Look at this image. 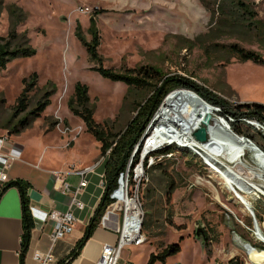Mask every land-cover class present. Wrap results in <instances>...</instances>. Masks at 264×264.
Here are the masks:
<instances>
[{
	"label": "rangeland",
	"instance_id": "374dc122",
	"mask_svg": "<svg viewBox=\"0 0 264 264\" xmlns=\"http://www.w3.org/2000/svg\"><path fill=\"white\" fill-rule=\"evenodd\" d=\"M235 1L0 0V38L12 47L28 46L33 51L8 60L0 69V136L27 143L26 149L38 153L51 168L105 160L100 142L86 130L82 115L74 112L83 113L75 94L79 87L85 88L87 107L104 133L135 130L132 154L139 152L134 171L140 176L133 179L127 173L126 178L149 225L143 229L146 241L138 258L149 251V259L170 243L180 245L164 262L153 264H229L230 259L237 264H264V189L258 186H264L259 174L264 169V123L230 114L239 112L238 105L264 104V65L241 61L231 49L235 44L264 57V0H240L253 18L241 13ZM141 66L193 77L222 106L174 88L148 118L137 123L135 106L148 90L130 88L101 71L132 74ZM26 84L32 88L28 108L45 94L47 102L29 127L10 133L7 124L19 117L12 114ZM176 94L192 96L210 112L206 137L215 133L217 151L235 155L228 151L211 161L190 143L172 141L173 134L162 139L172 142L167 145L171 151L147 155L144 166L141 156L149 136L159 127L160 131L171 128L153 127V120ZM187 114L181 115L187 120ZM229 121L244 135L235 133ZM155 151L150 149L149 154ZM234 156L257 176V183L232 172L228 161ZM197 227L205 235L204 244L194 236Z\"/></svg>",
	"mask_w": 264,
	"mask_h": 264
},
{
	"label": "trees",
	"instance_id": "16d2710c",
	"mask_svg": "<svg viewBox=\"0 0 264 264\" xmlns=\"http://www.w3.org/2000/svg\"><path fill=\"white\" fill-rule=\"evenodd\" d=\"M235 3L241 13L245 12L250 14L251 18H253L251 11L246 7L247 5H245L240 0H236ZM220 11H223L222 7H220ZM91 20H94L93 17H91ZM249 23L251 24L250 21L247 22V24ZM0 40L2 41H0V69L5 66L8 60L14 57L30 55L33 53L32 49L28 46L12 47L8 41L3 42L4 39L2 38H0ZM231 49L241 61H251L256 64L264 65V57L253 50H246L244 48L238 47L235 44L231 46ZM101 72L111 79L125 82L130 88L136 87L148 90L149 93H147V96L144 98V100L137 103L135 106V111L137 114H139L136 119L137 123H141L144 121V119L148 118L159 105L166 93L174 88L191 91L199 96V98H201L205 103L207 102L208 104L216 107L222 106L221 101L214 99L215 95H212L207 89L202 90V88L199 87L195 81H193V77L161 73L160 71L155 70L154 67L150 66H141L133 71L132 74H117L105 70H102ZM31 89L32 88H30L27 84L24 85L20 95L16 100L15 110L12 116L19 117H17V120L14 123H12V120L8 122L7 126L9 127L10 133L17 134L21 130L29 127L31 122L43 110L47 102V94H45L41 99L37 100L33 107L28 108L27 95ZM75 95H77L78 98V106L83 108V113L79 112L78 109H75L74 112L76 114L82 115L86 130L100 142V154L102 156H107V158L104 160L105 183L99 202L85 228L83 236L76 242L68 257L57 264H70V262L75 257H77L81 248L84 246L85 242L89 239L94 229L99 224L101 215L107 208L111 206L109 194L117 185L119 173L125 171L128 163H130V167L132 168L139 160V152L132 154L133 145L136 140V137L134 136L135 130L126 127L124 131L118 132L116 134L109 135L108 133H104V130L101 128V126L95 123L93 120L91 116L92 112L87 107L85 88L79 87L76 89ZM241 108H243V110L246 109L247 111L241 113ZM236 109L239 112L230 113L234 118L241 119L242 117H249L264 123V104L256 102L251 103L250 105L243 104L236 106ZM221 116L223 118H227L226 114H221ZM229 124L235 133L239 134L240 136L244 135L243 132L234 125L233 121H229ZM170 151L171 148L169 146H164L161 149L150 153L148 156L155 155L157 157ZM146 160L147 158L145 157V167ZM11 186H16L18 188L21 198L23 230L20 243L19 264H25L24 257L29 246L31 230L33 228V220L29 212V199L27 195V189L29 188L30 184L27 181L21 179L9 181L1 188L0 195L6 188ZM143 229H149L148 223L144 221ZM179 250V243H170L156 254L151 253L147 264H153L157 260L164 262L166 257L175 254ZM233 262L234 261L230 259L229 264H237Z\"/></svg>",
	"mask_w": 264,
	"mask_h": 264
},
{
	"label": "crops",
	"instance_id": "0c3cea01",
	"mask_svg": "<svg viewBox=\"0 0 264 264\" xmlns=\"http://www.w3.org/2000/svg\"><path fill=\"white\" fill-rule=\"evenodd\" d=\"M11 142L21 150V160L16 161L11 167L9 171L10 181L21 179L30 184L27 195L33 228L24 263L38 264L33 258L34 252L36 250L47 251L51 249L54 264H57L68 257L76 242L83 236L85 228L94 213L103 192L100 177L104 173L103 165L96 166L92 172L86 175L88 184L80 195L84 207L83 209L75 207L72 209L77 219L72 232L51 245L48 234L51 231L52 223L48 222L41 228L38 221L39 217L50 209L66 210L70 200V196L62 193L58 188V184L54 185L55 173L64 172L65 181L71 187H75L80 179V175L75 172L91 165L88 163L90 159L81 161L79 164L73 162V164L65 167L51 168L41 161L38 153H31L26 149L27 143L13 140ZM116 218L118 219V217H115V221ZM115 228L114 223L110 226H103L99 223L77 257L70 264H96L102 246L106 243L113 244L116 242L117 232ZM22 230L20 193L16 186H11L6 188L0 195V264H19ZM144 244L125 247L118 264H146L149 251H145L143 256L138 258L139 248Z\"/></svg>",
	"mask_w": 264,
	"mask_h": 264
},
{
	"label": "built area",
	"instance_id": "2783aa9c",
	"mask_svg": "<svg viewBox=\"0 0 264 264\" xmlns=\"http://www.w3.org/2000/svg\"><path fill=\"white\" fill-rule=\"evenodd\" d=\"M141 157L142 159L144 158L143 154ZM102 159V161L98 160L75 172L80 175L79 182L75 187H71V185L65 181L64 172L59 171L55 173L56 179L54 185L56 186L58 184V188L62 193L68 194L70 200L66 210L60 211L58 209H50L46 211L43 216L39 217L38 221L41 228L48 222L52 223L51 231L48 234L51 245L58 239L72 232L74 224L77 221L72 209L74 207L83 209L84 203L80 199V195L88 184L86 175L92 172L96 166L104 162V157ZM19 160H21V150L10 141L8 135L0 136V191L5 183L10 181L9 171L13 164ZM134 169L135 165L131 168L130 163H128L125 171L119 173L117 185L109 194L111 206L103 212L99 223L103 226H110L114 223L117 232V240L113 244L106 243L102 246L96 264H118L121 253L125 247L130 245L139 246L146 241V235L143 230L142 204L138 195L132 194L129 191L126 178L127 173L130 177L133 176V179L140 176L136 174ZM100 177L101 186L104 188L105 174L102 173ZM115 217H118L116 221ZM33 258L38 264H54V257L51 249L47 251L36 250L33 254Z\"/></svg>",
	"mask_w": 264,
	"mask_h": 264
},
{
	"label": "bare ground",
	"instance_id": "6f19581e",
	"mask_svg": "<svg viewBox=\"0 0 264 264\" xmlns=\"http://www.w3.org/2000/svg\"><path fill=\"white\" fill-rule=\"evenodd\" d=\"M192 99H193L192 96L181 95V94H176V95L172 96L171 98H169L164 103L163 110L160 111V115L153 120V127H156L158 125H163V127H166L167 125H169L171 127L169 130L161 131V134H163V136L161 135L162 137L165 138L169 135L174 134L175 135L173 137L174 140H172V141L176 142V140H179V141H181V143L182 142H186V143L188 142L192 146H194V147L198 148L200 151L204 152L206 154V157L210 158L211 161L216 162V160L218 158H221V156L225 153V150H224V153H222V154H220V152L217 151V149H216L217 144L215 142V139H213V137L215 136V133L212 132V135L210 137H207V139L204 142H200V141L193 138V132L197 128L206 127V125H210L211 122L208 120L206 122L207 116L210 114V112H208L207 110H203V108H201L200 103L198 104V102H196L194 100L192 101ZM186 111L188 113L187 115H189L187 120L185 118L186 116L181 115V114H184ZM183 120H186V121L184 122ZM179 122L180 123L184 122V123L181 126L179 124ZM150 129H151V131L153 130L152 127ZM206 132L210 133V132H208L207 129H206ZM155 137L160 138V136H155ZM162 139H160V140H162ZM184 139H185V141H184ZM205 142H206V144H203ZM155 143H157V142L155 141L153 143V140H152V141H150L149 145L153 146V144H155ZM209 145H210V147H208ZM207 148H210V150L213 149V151H215V152H211L210 150H207ZM228 153L231 155L232 154L235 155L233 153V151H232V153H230V151ZM213 157H215V158H213ZM237 158L235 156H234V158L230 157V160L228 161L229 163L230 162L232 163V165H231L232 172L242 176L247 181L257 183V181H258L257 176L251 172L246 171L243 167H241L240 166L241 164H238V162H237ZM259 174H261V176L264 177V169L263 168L261 171H259ZM258 186L260 188L264 189V186H261L259 184H258ZM258 234L260 237H262L260 233H258Z\"/></svg>",
	"mask_w": 264,
	"mask_h": 264
},
{
	"label": "water",
	"instance_id": "95a60500",
	"mask_svg": "<svg viewBox=\"0 0 264 264\" xmlns=\"http://www.w3.org/2000/svg\"><path fill=\"white\" fill-rule=\"evenodd\" d=\"M193 137L200 141L204 142L207 137H206V129L204 127H199L193 132ZM196 239H200V243L204 244L205 242V235L200 227H197L195 229V234H194Z\"/></svg>",
	"mask_w": 264,
	"mask_h": 264
}]
</instances>
